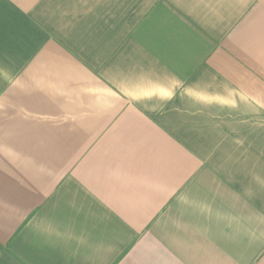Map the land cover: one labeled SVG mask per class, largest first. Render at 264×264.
Here are the masks:
<instances>
[{
  "label": "crops",
  "instance_id": "0c3cea01",
  "mask_svg": "<svg viewBox=\"0 0 264 264\" xmlns=\"http://www.w3.org/2000/svg\"><path fill=\"white\" fill-rule=\"evenodd\" d=\"M0 264H264V0H0Z\"/></svg>",
  "mask_w": 264,
  "mask_h": 264
}]
</instances>
